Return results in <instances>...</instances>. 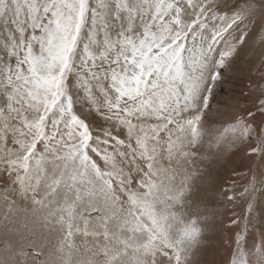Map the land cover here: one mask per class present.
Masks as SVG:
<instances>
[{"label":"snow or ice","instance_id":"obj_1","mask_svg":"<svg viewBox=\"0 0 264 264\" xmlns=\"http://www.w3.org/2000/svg\"><path fill=\"white\" fill-rule=\"evenodd\" d=\"M244 49L260 74L209 125ZM240 151L225 223L200 164ZM258 189L264 0H0V264H203L215 231L214 264H264Z\"/></svg>","mask_w":264,"mask_h":264},{"label":"rangeland","instance_id":"obj_2","mask_svg":"<svg viewBox=\"0 0 264 264\" xmlns=\"http://www.w3.org/2000/svg\"><path fill=\"white\" fill-rule=\"evenodd\" d=\"M258 60L259 57L254 55L251 49H244L240 53V58L231 71L234 92L228 94L235 96V99H229L227 95L222 93L217 98L219 103L214 106L213 113L206 117L209 125L214 123L219 124L221 121L226 120L237 101H239L241 107L245 106V101L240 96V92L242 89L246 91L247 86L258 78L261 71ZM208 155L210 158L203 160L200 164V167L205 172V177L202 178L204 180L202 187L207 197L215 202L217 211L222 214L225 223H227L228 217L232 214L233 206L228 204L222 195V190L233 185L237 187L241 186L243 183L242 178L248 172V169L250 167L255 168L259 161L254 162L243 151L231 155L216 153L214 156L209 152ZM257 192L258 195L254 197L257 203V211L254 215L257 217L255 232L258 241L259 233L264 228V225L260 224V217L264 215V194H259V189ZM239 210V208L235 209L237 212ZM227 235L226 231L209 233V239L202 243L201 251L196 259L202 261L203 264H214V262H220L225 259L227 253L225 252L221 255L217 249L225 243Z\"/></svg>","mask_w":264,"mask_h":264}]
</instances>
